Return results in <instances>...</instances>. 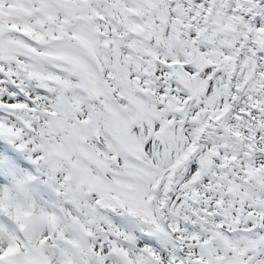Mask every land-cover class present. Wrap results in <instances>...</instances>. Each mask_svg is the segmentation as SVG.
Segmentation results:
<instances>
[{"label":"snow or ice","instance_id":"6c2138e0","mask_svg":"<svg viewBox=\"0 0 264 264\" xmlns=\"http://www.w3.org/2000/svg\"><path fill=\"white\" fill-rule=\"evenodd\" d=\"M0 264H264V0H0Z\"/></svg>","mask_w":264,"mask_h":264}]
</instances>
